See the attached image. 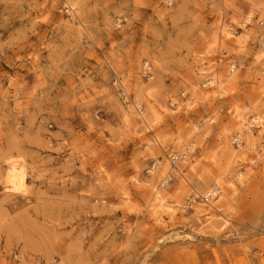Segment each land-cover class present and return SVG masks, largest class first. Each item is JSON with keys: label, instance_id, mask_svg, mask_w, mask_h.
Returning a JSON list of instances; mask_svg holds the SVG:
<instances>
[{"label": "rangeland", "instance_id": "rangeland-1", "mask_svg": "<svg viewBox=\"0 0 264 264\" xmlns=\"http://www.w3.org/2000/svg\"><path fill=\"white\" fill-rule=\"evenodd\" d=\"M0 264H264V0H0Z\"/></svg>", "mask_w": 264, "mask_h": 264}, {"label": "bare ground", "instance_id": "bare-ground-1", "mask_svg": "<svg viewBox=\"0 0 264 264\" xmlns=\"http://www.w3.org/2000/svg\"><path fill=\"white\" fill-rule=\"evenodd\" d=\"M73 5H74V3H73ZM5 181L8 183V185L10 187V188L8 187V189H12L14 191L25 190V188L27 186V181H26V170L24 168V165H22V164L20 165V164H17L15 162H12L10 164V167L8 168L7 172H6ZM215 190L219 191V188L217 186H214V187H212V189L207 190L205 195H208V193H213ZM161 194L158 193L159 198L163 197Z\"/></svg>", "mask_w": 264, "mask_h": 264}, {"label": "built area", "instance_id": "built-area-1", "mask_svg": "<svg viewBox=\"0 0 264 264\" xmlns=\"http://www.w3.org/2000/svg\"><path fill=\"white\" fill-rule=\"evenodd\" d=\"M169 178H165L164 182H167ZM218 193L217 190H215L213 193H208V195H205V199L206 201H210V199H212L214 196H216Z\"/></svg>", "mask_w": 264, "mask_h": 264}]
</instances>
